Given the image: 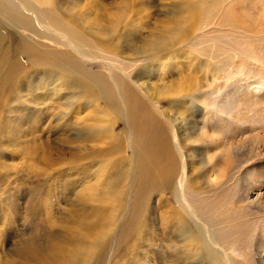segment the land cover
Instances as JSON below:
<instances>
[{
  "label": "rangeland",
  "instance_id": "374dc122",
  "mask_svg": "<svg viewBox=\"0 0 264 264\" xmlns=\"http://www.w3.org/2000/svg\"><path fill=\"white\" fill-rule=\"evenodd\" d=\"M12 1L0 0V264H264V29H248L264 28V0H244L232 24L231 0L199 21L200 0ZM136 99L170 133L156 153L170 176L147 148L135 155ZM137 162L162 188L141 236ZM182 190L225 220L183 211Z\"/></svg>",
  "mask_w": 264,
  "mask_h": 264
},
{
  "label": "bare ground",
  "instance_id": "6f19581e",
  "mask_svg": "<svg viewBox=\"0 0 264 264\" xmlns=\"http://www.w3.org/2000/svg\"><path fill=\"white\" fill-rule=\"evenodd\" d=\"M7 1H9V3L13 6V7H16L17 8V4L15 3V2H13L12 0H7ZM50 1L51 0H41V2L43 3V5L44 6H48V5H50ZM224 0H200L199 1V3L197 4V5H193V6H190V7H192L191 9H192V13L190 14V16H189V18H188V20L190 19V17H193V16H195L196 15V17H195V21H199V20H201V18H202V16H203V13H209V14H211V15H214L215 13H216V11L219 9V7H220V5H221V3L223 2ZM231 1H236V2H234L233 4H232V6L233 7H228L227 5H225V4H222V9L224 10V11H226V12H228L227 13V15H226V20L227 21H231L230 22V24H232L233 23V21H232V19H233V16H232V12H234V13H239L240 11H238L237 10V8H240L242 5H243V2H244V0H231ZM260 1V0H259ZM191 2V1H190ZM263 2V1H262ZM195 3V2H194ZM192 4V3H191ZM229 4V3H228ZM188 5V4H187ZM261 5V4H260ZM259 5V6H260ZM245 6V5H244ZM250 6V5H249ZM257 7H258V5H256ZM186 8V7H185ZM247 8H249V7H247ZM263 9H264V6L262 7ZM262 8H260V9H262ZM235 9V10H234ZM252 10V9H251ZM47 13H50V14H52L53 15V12H52V10L51 9H46L45 10ZM264 11V10H263ZM13 12H15L16 13V11H15V9H14V11ZM191 12V11H190ZM249 15H251V12H249ZM248 19H250L251 17L250 16H248L247 17ZM264 19V18H263ZM188 20H186V21H188ZM179 21H181L180 19H178V22ZM45 23H47V22H49L48 20H45L44 21ZM260 22V21H259ZM50 23V22H49ZM117 23L118 24H124V23H126V24H128L129 22H127V19L126 20H124V18H123V15H122V13H120L119 14V16L117 17ZM261 23V22H260ZM262 25H263V22L261 23ZM260 25V24H259ZM234 26V25H233ZM264 26V25H263ZM176 28V27H175ZM248 29H250V31H256V32H258V33H260V32H264V31H260L259 32V30H261V29H264L261 25L260 26H251V25H249L248 26ZM247 36V35H246ZM68 43H69V45L71 46V47H73L74 49H76V50H80V43L77 41V40H75V39H73L72 37H70V36H68V38H67V40H66ZM250 41V40H249ZM261 44V43H260ZM101 48L104 50V51H106V52H112V53H116V52H118L119 50H120V46H119V44H117V43H115V44H113V43H106V44H102L101 45ZM123 48V47H122ZM255 48H258V47H255ZM124 49V51H126V49L125 48H123ZM133 51V50H132ZM143 51V50H142ZM142 51H140V50H138V52H136V54L137 53H140V54H142L141 52ZM259 52V51H258ZM81 54H83L82 52H80ZM119 53H123L122 51H120ZM135 54V55H136ZM261 54V53H260ZM66 55H67V60H71V56H70V54H68V53H66ZM144 55H146V54H144ZM131 57V56H130ZM132 57H135V56H132ZM259 57V56H258ZM260 57H262V56H260ZM134 59H136V58H134ZM263 59V58H262ZM96 80L94 79V78H92V77H89V76H87L86 74H84L83 75V79H82V81H79V83L81 84V86L80 87H82L83 88V90H85L88 86L87 85H89L90 83H92V82H95ZM99 83V82H98ZM103 84H101V83H99V87H101ZM85 87V88H84ZM102 89H105V86H104V88H102ZM130 92H132V91H130L129 90V92H128V99L129 100H132L133 99V96L132 95H130ZM132 94H135V93H132ZM19 95V94H18ZM132 96V97H131ZM134 101V100H133ZM133 105H134V114H139L140 115V119H141V125L143 124V126H144V129L142 128V129H140V127L139 126H136L135 124H133L132 126H133V131H134V134H135V150H136V152H135V155H139V153H140V151L141 150H144L145 148H147L148 150H149V155H156L157 156V154L156 153H161V152H164L165 150H167L168 148H170V144H171V142H169V140L167 139V136H169L170 135V133H169V135H167L168 133H167V129H166V125L164 126V125H162L160 122H158V121H155V118L156 117H154V113L152 112V109H150V108H148V107H145L143 104H142V102H141V100L140 101H138V99H136L135 101H134V103H133ZM10 104H9V107L8 108H10ZM1 109V108H0ZM6 110H7V107H6ZM96 122V121H95ZM98 123V122H97ZM109 126V125H108ZM168 128V127H167ZM87 130V129H86ZM170 130H171V128H170ZM169 130V131H170ZM91 131V130H90ZM89 131V132H90ZM176 133V132H175ZM174 133V136L176 135ZM102 135H104V134H102ZM167 135V136H166ZM87 136H89L88 134H87ZM115 136V135H114ZM166 136V137H165ZM94 137V136H93ZM99 137H100V135H99ZM169 138H171V136L169 137ZM83 139H85V137L83 138ZM171 140V139H170ZM63 141V140H62ZM101 141V140H100ZM176 141V140H175ZM84 144V143H83ZM115 147V149H117V146H114ZM170 149H172V148H170ZM147 153V152H146ZM171 153V152H170ZM77 154V153H76ZM148 154V153H147ZM174 154V153H173ZM141 155H143V154H141ZM79 157H81V155H78ZM78 158V157H77ZM46 159H48V156H46L45 158H44V160H46ZM137 160H141L143 163H145L146 164V161L147 160H143L142 159V157H137L136 158ZM152 159V158H151ZM156 159V158H155ZM49 162L50 161H52V159L50 158L49 160H48ZM157 161H159L161 164H162V166H163V169H162V174L163 175H166V176H170V175H172V174H174V167H173V165H172V163L164 156V155H158L157 156ZM227 161H229V160H227ZM176 162H177V165H178V159H176ZM174 163V162H173ZM229 164H231L230 162L229 163H227V166L229 165ZM140 165H142L141 163H139V162H137V171H139V172H136L135 173V180H136V185H137V200H136V204H137V220L139 219V223H140V225H139V227H138V229H137V233L141 236L142 234H140L141 232H143L144 230H146V225H147V223H148V218H147V216L149 215V213H146L147 212V199H148V197H149V195L153 192V191H156V190H161L162 188L160 187V183L159 182H157V180H154V179H156L155 177H152L153 179L152 180H149V181H147V180H145V178H144V172H145V169H146V165H144L145 166V168H144V166H140ZM177 170V169H176ZM151 172V171H150ZM152 176V175H151ZM158 176V175H157ZM171 179H172V177H171ZM163 187V186H162ZM36 189V188H35ZM38 193H39V190L37 191ZM195 191H193V199L191 200V198L190 197H187L186 195H185V192H184V190H182L181 191V193H180V200L183 202V203H185V205L187 206L186 208H188V211L187 210H183V211H185L186 213H188L189 215H194V216H202V214H204V215H206V217H207V219H206V222L208 221L209 223L211 222H214L215 224H220V222H223L225 219H220V218H218L217 216H214V215H211V214H209L207 211H205L204 210V204H202L201 203V206H200V210H198V212H196L195 211V209L192 207V202L195 200V198L196 197H198V196H200L199 198L201 199V200H205L206 198H208V197H202L201 198V196L202 195H200L199 193H195ZM208 200V199H207ZM190 201H192L191 202V204H190ZM212 204V203H211ZM214 204H216L217 205V202L216 203H214ZM202 207V208H201ZM206 207V206H205ZM177 208V207H176ZM198 208V207H197ZM179 209V208H178ZM88 210V209H87ZM203 210H204V213H203ZM88 212V211H87ZM223 213H224V211H223ZM225 214V213H224ZM86 215V214H85ZM88 215V214H87ZM180 215V214H179ZM219 215H221V214H219ZM222 216V215H221ZM180 218V219H179ZM178 219H179V221H178V223H177V225L174 227V229L175 228H177V226H178V224H181L182 222V217H179ZM187 220V217H184V221H186ZM183 221V222H184ZM207 222V224H209ZM229 222V221H228ZM87 229L89 228V226L90 225H92V223H91V221H87ZM136 225V224H135ZM135 225H132L131 227H133V226H135ZM1 230V229H0ZM88 230H90V229H88ZM1 232H3V231H0V233ZM176 232H178V229L176 230ZM144 233V232H143ZM190 233H191V229L190 228H187L185 225L183 226V235L185 236V238H187V237H189L190 236ZM191 237H193V236H191ZM212 240V239H211ZM213 242H214V240H212ZM78 243H80V239L78 238V236H76L75 238H74V240H73V244H78ZM48 250V249H47ZM22 251V250H21ZM36 251H38V250H36ZM94 252V251H93ZM34 253H35V251H34ZM19 254V253H18ZM22 254H24V253H22ZM36 254V253H35ZM35 254H34V256H33V258H34V261H36V256H35ZM45 254V253H44ZM20 255V254H19ZM38 257H39V259H38V262H37V264H46V262H47V260L45 261L44 259H43V257H40L38 254H36ZM21 256V255H20ZM29 257H28V254L27 255H25V258L24 259H28ZM31 258V257H30ZM48 260H53L52 259V257H49V259ZM54 263V262H53Z\"/></svg>",
  "mask_w": 264,
  "mask_h": 264
}]
</instances>
